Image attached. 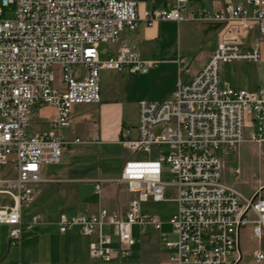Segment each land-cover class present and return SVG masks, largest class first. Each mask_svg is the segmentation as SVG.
Here are the masks:
<instances>
[{
  "label": "built area",
  "instance_id": "built-area-1",
  "mask_svg": "<svg viewBox=\"0 0 264 264\" xmlns=\"http://www.w3.org/2000/svg\"><path fill=\"white\" fill-rule=\"evenodd\" d=\"M140 21L147 27L194 22L222 28L202 70L184 82L183 69L168 100L142 101L136 127L121 130L117 143L133 155L120 180L134 196L125 212L61 213L59 233L77 229L91 238V259L111 263L115 243L121 258L131 254L133 227L142 233L148 227L161 229L160 219L145 214L142 204L164 202L173 189L177 210L169 223L176 240L161 235L171 250L169 264H239L240 231L253 225V236L264 239V194L246 198L225 184L220 154L242 145L248 127L251 140L264 143V93L232 88L221 81L220 69L260 60L257 51L243 49L241 39L253 28L264 38V0L227 3L215 12H191L188 0H175L169 8L143 13L133 0H0V226L9 229V248H19L23 233L43 222L40 215L27 222L24 216L44 186L54 182L44 176V167L61 164L75 146L100 143L98 137L87 143L67 132L75 106L101 102L102 71L126 68L130 74H146L155 64L126 46L100 60L102 44L118 43ZM45 107L54 108L55 115L46 129H33L40 123L33 115ZM163 145L168 154L154 155V147ZM166 175L169 182L163 180ZM87 182L101 196L103 181ZM253 255L264 264V252Z\"/></svg>",
  "mask_w": 264,
  "mask_h": 264
},
{
  "label": "crops",
  "instance_id": "crops-1",
  "mask_svg": "<svg viewBox=\"0 0 264 264\" xmlns=\"http://www.w3.org/2000/svg\"><path fill=\"white\" fill-rule=\"evenodd\" d=\"M133 1L137 2L140 13L169 8L175 2V0ZM227 3L244 4L245 0H188V10L215 12L221 10ZM221 28L219 24L194 22L181 24L162 22L147 27L143 21H140L136 31L125 32L118 43L110 45L108 58L110 53H116L119 47L126 46L136 49L144 61L155 64L146 74H130L126 68L121 71H102L101 79L102 75L108 76L114 86L111 88L107 86L105 89L101 86V102L96 105H86L93 106L95 115H85L80 120L78 118L76 120L72 113L69 130L73 124L76 126V122L80 121L77 128L82 131V135L90 137V141L98 137L100 140L98 145L118 144L122 129L136 127L139 103L168 100L183 69H186L182 74L184 82H190L202 70L217 49ZM241 44L245 51H257L260 60L223 64L221 69L223 68L225 73L224 82L237 90L264 93V38L259 36L255 28L249 29L245 31ZM50 112L53 114H49ZM35 114L36 118L33 120L46 124L55 115V109L45 107ZM252 134L253 129L248 127L242 145L231 150L225 149L220 154L223 163V182L246 198L252 197L257 192L264 194V143L258 144L252 141ZM68 135L79 137L76 134ZM170 194L173 195L174 200L173 189L167 191V197H170ZM174 203L176 204L175 201ZM105 204L106 201H102L99 206L87 205L84 210H77L69 216L86 212L97 213L101 208H107ZM32 215L39 214L25 212L24 221H29ZM250 217L252 220L256 219L253 214ZM164 225L165 223H162L159 231L148 227L143 233L138 226H135L137 231L133 227L136 244L131 254L121 258L118 254V245L115 243L113 245L115 258L111 263L91 259L89 255L91 238L81 236L77 229L61 234L57 221L48 226L39 224L25 231L19 248H9V229L5 226L0 228L5 232L3 243L5 245L7 242L8 254L13 250V254L16 255L11 263L19 261L21 264H169L171 250L165 247L161 235L166 234L171 241L176 240V235L170 223ZM239 243L242 253L239 264L248 256L253 258V264H263L258 263L253 255L255 251L264 252V239L258 241L253 236V225L240 231ZM1 261L0 259V263Z\"/></svg>",
  "mask_w": 264,
  "mask_h": 264
},
{
  "label": "rangeland",
  "instance_id": "rangeland-1",
  "mask_svg": "<svg viewBox=\"0 0 264 264\" xmlns=\"http://www.w3.org/2000/svg\"><path fill=\"white\" fill-rule=\"evenodd\" d=\"M110 45L102 44L99 48L100 60L103 62L108 59V51ZM106 73V72H105ZM102 74V73H101ZM225 73L223 68L220 69L221 81H225ZM107 76L101 79L102 89L107 86H114L112 80ZM109 82V83H108ZM93 106H75L72 110L74 119H81L82 116L95 115L92 109ZM92 113H91V112ZM49 114H53L50 112ZM36 118V114L33 115ZM77 120V119H76ZM77 125L68 131V134H76L84 142H89L90 137L82 135V131L77 128ZM125 123H128L125 121ZM39 126L41 130L46 129L45 123H35L33 129ZM160 128H155L154 133L160 134ZM162 152L168 154L169 148L166 145L154 147L153 154ZM137 156L145 157V154L138 153ZM131 152L124 148L121 144H81L73 147L63 157L62 163L59 165H50L44 167V176L53 179L44 186L42 193L38 197L31 209L25 212L30 214H39L44 223L40 224L48 226L52 222L57 221L61 213L67 215L74 214L77 210H84L87 205L99 206L102 201H106L105 206L113 211L124 213L128 203L132 199L129 195L127 186L121 182L122 168L126 158L132 157ZM103 181L101 196L94 192V184L87 180ZM163 180L169 182L170 175L164 176ZM143 211L146 214L157 216L161 219L164 226L168 225L171 217L177 210V205L174 203L173 195L170 194L168 200L161 203H143ZM137 231V228H134ZM165 230V227H164ZM34 231V230H33ZM4 230L0 228V264H9L13 262L16 255L13 250L8 254L7 242L4 245L3 237ZM16 253V252H15ZM253 258L247 257L241 264H253Z\"/></svg>",
  "mask_w": 264,
  "mask_h": 264
}]
</instances>
